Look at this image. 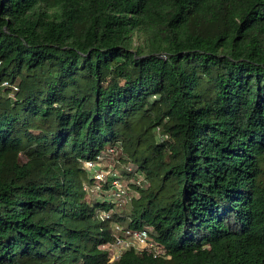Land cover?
I'll use <instances>...</instances> for the list:
<instances>
[{
	"label": "trees",
	"instance_id": "trees-1",
	"mask_svg": "<svg viewBox=\"0 0 264 264\" xmlns=\"http://www.w3.org/2000/svg\"><path fill=\"white\" fill-rule=\"evenodd\" d=\"M0 60V264H264V0H0Z\"/></svg>",
	"mask_w": 264,
	"mask_h": 264
},
{
	"label": "built area",
	"instance_id": "built-area-1",
	"mask_svg": "<svg viewBox=\"0 0 264 264\" xmlns=\"http://www.w3.org/2000/svg\"><path fill=\"white\" fill-rule=\"evenodd\" d=\"M1 65V60H0ZM5 85L9 84L7 81ZM16 89L17 87L14 86ZM118 149L115 147H108L101 152L96 159H88L83 162L85 169L88 172L89 182L84 183V189L90 194H98L104 185L108 186V193L113 198V201L122 206L130 197L129 188L122 180L120 172L116 165L120 163L117 157ZM107 156H111L113 163L107 162ZM122 168L128 172H133L135 175L141 176L137 173V167L130 163L123 164ZM140 183V179L137 181ZM111 215V210L102 212L104 218ZM114 229L117 231L114 243L110 247V261L117 259L127 248H135L137 250L151 249L155 255L164 253L162 247L158 246L152 239H150L147 230H132L126 229L121 225H115Z\"/></svg>",
	"mask_w": 264,
	"mask_h": 264
},
{
	"label": "rangeland",
	"instance_id": "rangeland-1",
	"mask_svg": "<svg viewBox=\"0 0 264 264\" xmlns=\"http://www.w3.org/2000/svg\"><path fill=\"white\" fill-rule=\"evenodd\" d=\"M120 154H121V153H118V155H116V156H114V157H117V158H118V157L120 156ZM120 160H121V162L118 163V164L116 165V167L118 166V167H117V170H118L119 172H120L119 169L122 167V163L125 161V160H122V159H120ZM107 162H108V163H113V159H112L111 156H107ZM125 162H127V161H125ZM130 164H131L132 166H135L134 163H130ZM120 173H121V172H120ZM121 174H122V173H121ZM122 178H123L122 180L124 181V183H125V184L128 186V188H129V190H128V191H129V194H130V195H132V194H133V195H137V192H136V190H135V189H136L135 186L138 184L137 181H138L139 179H141V177L138 176V178H137V177L132 176V178H131L130 180H129V178L126 177V176H123ZM134 183H137V184L135 185ZM132 185H134V186H132ZM105 189H106L107 192H105L104 195H105V196L108 195V198H107V199L112 201L113 198L108 194V186H107V188H105ZM95 197H96V198H100L101 195H96ZM114 208L117 209V210H120V211H121V208L123 209L124 207H123V206H120V207H119V206L115 203V204H114Z\"/></svg>",
	"mask_w": 264,
	"mask_h": 264
}]
</instances>
